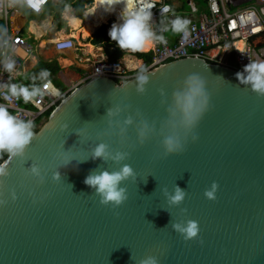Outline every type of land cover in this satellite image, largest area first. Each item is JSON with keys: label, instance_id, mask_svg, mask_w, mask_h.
Here are the masks:
<instances>
[{"label": "water", "instance_id": "water-1", "mask_svg": "<svg viewBox=\"0 0 264 264\" xmlns=\"http://www.w3.org/2000/svg\"><path fill=\"white\" fill-rule=\"evenodd\" d=\"M238 71L185 58L146 72L144 93L137 76L121 84L92 77L71 90L32 128L23 154L2 160L0 264H137L146 255L158 264H264V95L239 83ZM191 73L205 80L211 107L198 138L176 130L185 150L165 156L172 92ZM98 143L128 153L121 163L135 172L116 208L101 205L84 183L93 170L120 166L90 159ZM212 181L215 200L203 194ZM174 185L186 191L180 205L162 191ZM187 219L200 230L185 241L171 221Z\"/></svg>", "mask_w": 264, "mask_h": 264}, {"label": "built area", "instance_id": "built-area-1", "mask_svg": "<svg viewBox=\"0 0 264 264\" xmlns=\"http://www.w3.org/2000/svg\"><path fill=\"white\" fill-rule=\"evenodd\" d=\"M48 2L46 0L39 11L25 6L33 13H38ZM149 3L153 5L151 27L154 32L163 33L164 38L145 51L151 52L148 66L132 67L121 58L109 61L104 54L91 61L78 56L75 58L76 64L86 72L73 88L60 89L46 78L40 84V95L29 100L12 96L8 88L22 74L23 63L33 52V45L18 29L2 31L0 105L6 106L13 115L30 121L33 128L37 129L43 123L46 111L54 108L71 90L92 77L110 78L116 84H121L137 76L138 72L144 73L145 68L148 72L185 58L239 71L243 70L248 60H264V0H149ZM18 5L24 4L19 0H0V20L6 19L9 12L16 11ZM105 7L107 5H103ZM120 8L121 4H117L109 12H103L109 16L110 23L107 24L110 27L114 22H119L116 11ZM175 18L188 22L184 33L169 34V31H165L168 23ZM54 49L58 52L77 50V45L73 37H66L56 40ZM230 60L235 62V66L230 65ZM8 62L14 64L11 71L4 67ZM44 83H47V88L43 87Z\"/></svg>", "mask_w": 264, "mask_h": 264}, {"label": "clouds", "instance_id": "clouds-1", "mask_svg": "<svg viewBox=\"0 0 264 264\" xmlns=\"http://www.w3.org/2000/svg\"><path fill=\"white\" fill-rule=\"evenodd\" d=\"M27 7L39 11L46 0H19ZM121 4V8L116 11L119 22H114L108 30V36L115 41L116 46L122 51L138 52L144 51L150 45L160 42L164 37L163 33L154 32L150 21L152 20V6L149 0H101V5H107L104 11L109 12L115 5ZM187 21L181 18L171 20L165 31L182 34L187 29ZM5 69L11 71L14 67L12 62L4 65ZM147 70L145 74H137L138 93H144V85L148 83ZM236 78L239 83L250 85L251 90L258 95H264V60H248L242 71H238ZM205 80L198 73L188 74L182 81V86L172 92V103L169 107L170 119L167 122L174 130L171 134L165 135L160 141L165 156L169 154L182 153L185 150V142L176 130H182L185 134L191 133L192 141L198 137L194 130L204 113L211 107L209 94L205 88ZM47 88V83H44ZM40 89H29L25 86H10L8 92L14 97L29 100L38 95ZM112 114V110H107ZM126 123H131L129 119ZM148 125L144 122L138 135L140 143L143 144ZM33 125L30 121L19 118L8 111L4 105H0V154L7 153L8 156L22 155L25 147L31 142L33 137ZM129 156L128 153L120 151H110L109 146L98 143L91 149L90 159L101 160L104 163L111 161L120 165L109 171L107 168L93 170L84 179V183L94 189V193L99 197L101 205H111L116 208L127 199V190L122 186L123 182L135 177L133 168L127 163H121ZM72 162V158L65 156V166ZM84 162V160L77 163ZM32 172L37 173V168L32 167ZM8 173L3 162H0V176ZM58 173H54L53 178L57 179ZM218 183L212 181L210 186L204 190V196L209 200L216 199ZM169 205H180L186 196V191L178 185L173 186L171 193L166 188L162 189ZM3 203V201H0ZM182 213L187 212L186 208L181 209ZM171 227L179 233L185 241L197 238L199 233L198 222L192 219L182 221H171ZM137 264H158L157 257L146 255L139 259Z\"/></svg>", "mask_w": 264, "mask_h": 264}, {"label": "crops", "instance_id": "crops-1", "mask_svg": "<svg viewBox=\"0 0 264 264\" xmlns=\"http://www.w3.org/2000/svg\"><path fill=\"white\" fill-rule=\"evenodd\" d=\"M53 1L58 2L59 0H49V2L42 8L40 12L32 13L36 16L34 18L29 17V15L25 14L24 9H30H28L25 5H18L16 11H13L11 13L9 12V15L6 19L4 18L0 20V27L2 31L11 28H13V30L18 29L28 38V41L33 45V52H38L41 56V59H35V57H31L30 55L25 63H23L22 74H20L19 76H26L27 73H29V71L36 65L38 60H43L46 62H56L58 64V69L49 79L58 88L67 90L73 88L77 81L81 79L82 74L86 72L84 69L79 68L80 66L76 64L75 58L81 56L82 58L89 59L91 61L100 58L104 54V50L100 46H95L89 42H86L87 38L90 37L94 30L98 27H94L93 22L88 23L85 20V15H87L88 10L91 8V6H93L95 0L94 2L92 0L90 4L84 5V11L87 8L89 9L86 10L85 15L83 11V19L75 16V10L72 6L65 7L60 13L51 10L52 8H50L49 5L53 3ZM57 4L55 6H57ZM75 17L77 19H80L84 23V25L82 26V30L86 25H89L93 31L91 32V34L82 39L84 43L80 41L77 42V38H75L77 37L76 32L72 33L73 36H67L74 38L77 45V50H68L65 52L56 51L54 49V42L58 39L66 37H62V35H60V38H58L56 37L55 34L57 33L55 32L64 27H67V29L72 28L70 27L68 20L74 19ZM57 18H61L64 20V25L62 27H58ZM53 23L55 24V29L53 28ZM100 25L101 24H99V26ZM81 31L79 32V38L81 35ZM48 33H53V35L47 39L46 37ZM77 43L80 45L78 46ZM124 57L125 55L121 57V59L127 62L129 58L126 59ZM135 61L138 62L137 67L142 65V60L136 58ZM11 86L15 85L12 83Z\"/></svg>", "mask_w": 264, "mask_h": 264}, {"label": "trees", "instance_id": "trees-1", "mask_svg": "<svg viewBox=\"0 0 264 264\" xmlns=\"http://www.w3.org/2000/svg\"><path fill=\"white\" fill-rule=\"evenodd\" d=\"M92 0H59L57 3L56 8H52L51 10L56 11L57 13H60L65 7L72 6L75 10L74 14L78 18L83 19V11H84V5L90 4ZM99 0H95L94 3H96ZM31 13H33L31 10H29ZM93 9L90 8L87 12V16L89 19L92 18ZM70 27H72V32H76L77 36H79V32L82 30V21L77 19L76 17L74 19L68 20ZM58 27H62L64 25V20L61 18H57ZM110 29L109 24H101L98 26L94 32L92 28L89 25H86L84 29L81 31L80 39H83L84 37L91 34L90 37L87 38L86 42H89L95 46H100L104 50L106 56L108 57L109 61H115L125 55V51H122L116 46L115 41H112L110 37L108 36V30ZM175 32H169V34H173ZM2 34V30L0 27V35ZM137 52L135 53L137 59L142 60V66L141 68H144L148 66L151 62V52ZM127 53H132L129 51H126ZM230 65L235 66V62L233 60H230ZM58 69V64L56 62H46L43 60H38L36 65L27 73L26 76L28 78L35 80L39 84L43 82L44 79L50 78L53 73L56 72ZM53 107L45 112V115L47 116L48 113L52 111ZM7 156V153L0 154V162Z\"/></svg>", "mask_w": 264, "mask_h": 264}, {"label": "rangeland", "instance_id": "rangeland-1", "mask_svg": "<svg viewBox=\"0 0 264 264\" xmlns=\"http://www.w3.org/2000/svg\"><path fill=\"white\" fill-rule=\"evenodd\" d=\"M57 4V1H53V3H51L50 5H49V7L50 8H55L56 5ZM93 8V7H92ZM24 11H25V14L26 15H29V17H36L34 14H32V13H30V11L29 10H27V9H24ZM93 12H94V10H93ZM92 18H93V14H92ZM80 20V19H79ZM93 20V19H92ZM81 21V20H80ZM84 25V23L82 22V25L81 26H83ZM53 28L55 29L56 27H55V24L53 23ZM99 26V25H98ZM53 29V30H54ZM71 32H72V28H69V29H67V27H64V28H61V29H59V30H57L55 33H57V34H55L56 35V37H58V38H60V35H62V37H67V36H72V35H70L71 34ZM169 32H171V31H169ZM61 33V34H60ZM64 33V34H63ZM53 35V33H48L47 34V39L49 38V37H51ZM64 35V36H63ZM45 38V39H46ZM75 38H77V42H83V40L82 39H80L79 38V36H77V37H75ZM84 43V42H83ZM78 44V43H77ZM80 44H78V46H79ZM138 52H141V51H138ZM135 53H137V52H132V53H127L126 51H125V57L124 58H126V59H128L129 58V60H135L137 57H136V55H135ZM31 57H35V59H41V56L39 55V53L38 52H32V54H31ZM33 59V58H32ZM12 83L16 86V87H19V86H25V87H27V88H29V89H32V88H38V89H40V86H39V83L38 82H36L35 80H33V79H30V78H28V76H25V75H22V76H18L16 79H14L13 81H12ZM40 95V91H39V93H38V95L37 96H35V98H37L38 96ZM46 115L44 114L43 115V117H45Z\"/></svg>", "mask_w": 264, "mask_h": 264}, {"label": "bare ground", "instance_id": "bare-ground-1", "mask_svg": "<svg viewBox=\"0 0 264 264\" xmlns=\"http://www.w3.org/2000/svg\"><path fill=\"white\" fill-rule=\"evenodd\" d=\"M92 7L91 8L94 10L93 18L89 19L87 15H86V18H85V20L88 23L89 22H93L94 23V27L98 26L99 24L110 23L109 16H106L103 13L104 12V8H103V5H101V0L97 1L96 3H94ZM72 36H73V34H72ZM149 47L147 49H145V50L147 51L149 49ZM127 63L130 66H132V67H136L138 65V62L135 61V60H127Z\"/></svg>", "mask_w": 264, "mask_h": 264}]
</instances>
